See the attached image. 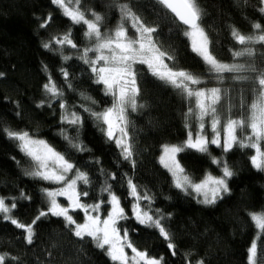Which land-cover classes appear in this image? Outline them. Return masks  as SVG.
Listing matches in <instances>:
<instances>
[{
    "label": "trees",
    "instance_id": "trees-1",
    "mask_svg": "<svg viewBox=\"0 0 264 264\" xmlns=\"http://www.w3.org/2000/svg\"><path fill=\"white\" fill-rule=\"evenodd\" d=\"M200 9V26L208 35L209 49L218 61L223 63L251 65L257 72L224 73L223 80H217L207 70L202 60L191 51L183 32L187 29L158 0H79L78 7L90 18L92 12L103 17L102 33L113 31L120 21L119 5L127 4L145 23L154 27V41L161 51H166L174 60H165L173 70H185L198 76L202 83L197 88H220L217 113L222 122L227 119H247L251 105L260 91L257 74L264 72V42L240 45L231 35L233 28L245 36L264 34V4L261 0H196ZM48 25H40L49 17ZM261 24V29L253 25ZM129 34L130 22H125ZM71 31V38L82 49L88 46L83 33L86 27L74 26L62 15V10L51 0H0V196L19 197L21 190L30 200L18 199L12 215L29 223L38 210L47 208L42 189L59 185L26 175L33 165L2 131L9 128L28 131L35 138L46 140L57 151L71 157L72 163L88 173L90 186L80 185L81 191L89 196L85 203H95L101 196L99 189L106 173H115L116 180H110L113 190L121 198L129 219L121 221V229H127L129 239L137 249L147 251L151 257H163V264H247V249L257 234L249 213L264 210V172L250 163L253 150L234 147L230 152L210 146L212 156L223 157L235 175L229 179L230 192L214 205L199 203L192 195L174 188L170 175L158 163L164 144H181L186 139L185 123L195 129L196 123L186 113L195 108L193 98H186L179 89L152 77L146 66L137 65L139 70L136 112H130L129 136L133 145L135 168L124 161L114 143L106 142L104 135L94 126L93 119L79 107L82 101L79 92H86L97 104L99 111L111 104V98L103 95L101 85L94 84L87 65L77 57V49L65 46L63 52L53 44L51 49L42 47L52 37H61ZM245 48L252 55L234 57L236 51ZM61 55L71 56L64 62ZM94 54H89L90 58ZM45 65L47 71H45ZM68 70L69 79L75 91L69 89L59 69ZM51 74L58 87L63 88V100L69 111L79 112L83 117L80 141L90 151L76 152L59 135L62 127L60 101L52 100L43 89ZM248 77L237 79L236 77ZM45 101L41 107L37 105ZM51 103V107H49ZM70 135H75L68 128ZM250 129H238L239 138L248 135ZM186 172L195 178H204L207 173L219 176V168L212 164L207 154L188 150L178 154ZM19 161V163H17ZM99 161V163H96ZM124 173L132 177L141 190L154 196L153 209H159L167 217L164 226L175 244V255L158 231L139 225L132 217V199L128 197L126 185L121 184ZM10 203V201H9ZM142 202V207H143ZM108 206H103L106 209ZM170 214V215H169ZM35 237L31 245L23 239L24 232L2 219L0 214V253L10 254L4 264H114L105 250L98 249L90 238L81 240L65 226L62 218L48 216L34 225ZM123 234V233H122ZM257 264H264V234L258 241Z\"/></svg>",
    "mask_w": 264,
    "mask_h": 264
},
{
    "label": "snow or ice",
    "instance_id": "snow-or-ice-1",
    "mask_svg": "<svg viewBox=\"0 0 264 264\" xmlns=\"http://www.w3.org/2000/svg\"><path fill=\"white\" fill-rule=\"evenodd\" d=\"M51 2L62 10V15L68 18L72 25L86 26L83 36L89 43L82 49L78 48L71 38L69 30L61 37H52L51 41L44 43L42 47L51 49L55 44L59 46L61 53L65 46L78 50L80 54L77 58L90 69L93 76L92 82L101 85L103 95L111 98L110 106L97 111L94 108L97 101L82 91L78 95L86 103H81L79 107L93 119L94 126L104 135L106 142L115 144L119 155L124 161L129 162L133 169L136 161L133 158V145L128 131V114L129 110L136 112L138 107H144L143 104L138 105L137 103L140 88L138 85L139 70L136 66L142 65L146 66L152 77L179 89L186 98L195 100V108L189 107L186 113V121L191 117L196 123L195 129L186 122V139L179 145H162L161 154L158 157L159 165L170 175L174 188L185 194L193 195L199 203L205 205L216 204L224 194L230 192L228 181L235 173L223 157L211 155L210 145L221 149L223 153L230 152L234 147L250 148L254 150V154L250 156L251 165L257 170L264 171V150L261 148V142L264 141V72L257 74L260 91L256 101L251 105V115L247 119L229 118L221 126L220 117L214 107L220 100V88L194 90L190 87L189 85H200L201 79L185 70H173L165 63V60L171 61L174 60V57L166 51H161L157 46L153 37L157 29L146 26L127 4L119 5L120 21L116 28L113 31L102 33L100 25L103 17L101 15L92 12L91 15L94 19H88L79 7L69 6L71 0L67 3L66 0H51ZM158 2L170 10L179 22L187 26L183 35L190 39L191 51L202 60L208 72L215 79L223 80L224 73L257 72L256 68L251 65L246 67L244 64L218 61L209 49L208 35L200 26L201 13L196 0H158ZM76 3L79 4V0H76ZM261 3L264 4V0H261ZM260 11L264 13V7ZM51 19L52 17L49 16L40 27H46ZM125 22H130L131 28L135 32L134 36H129ZM253 28L261 29V24H254ZM231 35L240 45L264 42V34L245 36L233 28ZM89 53H93L95 58H90ZM233 55L234 57L250 56L252 50L245 48L243 51L234 52ZM61 59L67 62L72 57L61 55ZM45 71H47L46 65ZM58 71L64 78L65 85L75 91L69 79L68 70L61 67ZM0 76H3V73H0ZM236 78L247 79L248 77L238 76ZM43 89L52 100L60 101L59 106L62 110L60 120L63 125L68 127H62L59 135L67 142L69 148L76 152L90 151L80 141L83 117L74 110L76 106H73L72 111L68 110L69 106L63 100V88L57 86L50 73ZM44 104L45 101L42 100L37 106L41 107ZM48 106L51 107V103ZM205 117H211V138L206 133ZM245 127L250 129L251 135L239 138L238 129L243 131ZM68 128L72 129L75 133L74 136L69 134ZM2 131L8 139L17 142L19 151L33 165L32 170L27 171L26 175L59 185L53 189H42L47 208L38 210V214L29 223L22 222L12 213L17 208L18 199L30 200L31 197H28L23 190L19 197L0 196L2 219L10 222L15 228L23 230V239L28 245L33 243L36 235L34 225L50 215L62 218L65 226L72 230L75 237L81 240L86 237L90 238L98 249L105 250L106 255L114 264H163V257H151L147 251L137 249L129 239L128 230L126 228L122 230L119 226L120 222L129 219V216L121 204L120 196L116 194L112 184L109 183L110 180H116L115 173H106L104 169H99V174L104 177L99 193L101 196L106 194V199L101 198L91 204L85 203L82 198L88 197L89 192L81 191L80 185L90 186L92 180L87 172L81 171L72 163L70 156L66 157L64 153L57 151L46 140L35 138L28 131L9 128H3ZM188 150L207 154L211 158L212 164L219 168L221 175L207 173L204 178L198 179L188 174L178 159V154ZM121 184L126 185L128 197L133 201L131 204L132 217L139 225L157 230L167 242V247L174 256L176 246L164 226L167 217L162 215L159 209L152 208L154 196L150 195L147 190L139 189L127 173L123 174ZM58 197H64L67 205L61 204ZM105 205L108 206V210L102 216L101 209ZM76 211L83 213V222H77L70 214ZM249 216L258 232L247 249V264H257L258 241L264 234V210H261L260 213L250 212ZM126 249H130L131 255ZM6 258L18 259L11 257L10 254L0 253V264H4ZM195 264H204V261L201 259Z\"/></svg>",
    "mask_w": 264,
    "mask_h": 264
},
{
    "label": "rangeland",
    "instance_id": "rangeland-1",
    "mask_svg": "<svg viewBox=\"0 0 264 264\" xmlns=\"http://www.w3.org/2000/svg\"><path fill=\"white\" fill-rule=\"evenodd\" d=\"M67 2H69V0H66V3ZM69 6L70 7H73V8H76V7H78V4L76 3V0H71V2L69 3ZM88 19H94V17L93 16H91L90 18H88ZM86 27V26H85ZM187 30V29H186ZM185 30V31H186ZM128 34H129V32H128ZM135 35V32H134V29H131V32H130V34H129V36H134ZM188 40H189V43H190V46H191V41H190V39L188 38ZM246 44H252V43H246ZM89 54H93V53H89ZM93 59L95 58V55H93V57H92ZM166 63V62H165ZM190 87H192L194 90H196V89H198L197 88V86L196 85H189ZM193 100H194V98H193ZM194 102H195V100H194ZM218 103V102H217ZM215 108H216V111H217V104L214 106ZM131 111L129 110V113H130ZM129 115V114H128ZM217 115H218V113H217ZM250 115H251V113H250ZM210 120H211V117H205V124H206V133H207V135L209 136V138H211V135H212V133H211V128H210ZM226 123V122H225ZM223 124H224V122H222L221 121V126H223ZM249 135H251V132L249 131V133H248V135H246V137L247 136H249ZM210 146H212V145H210ZM210 146H209V148H210ZM215 147V146H214ZM261 148H262V150H264V141H262L261 142ZM253 154H254V150H253ZM264 172V171H263ZM220 175H221V172H220ZM54 188H56V187H54ZM49 189H53V188H49ZM193 196V195H192ZM194 197V196H193ZM58 199V201L61 203V204H64L65 206L67 205V201H66V199L64 198V197H58L57 198ZM195 199H197V198H195ZM198 200V199H197ZM45 201H46V199H45ZM46 205H47V203H46ZM107 210H108V207L106 208V209H104L103 207H102V209H101V215L103 216L104 214H106V212H107ZM70 214H72L73 216H74V218L77 220V222H83V213L82 212H80V211H76V212H72V213H70ZM257 232H258V229H257ZM257 235V234H256ZM256 237V236H255ZM126 251L129 253V255H131V251H130V249H126Z\"/></svg>",
    "mask_w": 264,
    "mask_h": 264
},
{
    "label": "water",
    "instance_id": "water-1",
    "mask_svg": "<svg viewBox=\"0 0 264 264\" xmlns=\"http://www.w3.org/2000/svg\"><path fill=\"white\" fill-rule=\"evenodd\" d=\"M170 11V10H169ZM174 15V14H173ZM176 18V17H175ZM177 19V18H176ZM178 20V19H177ZM178 22H179V20H178ZM179 23H181V22H179ZM182 24V23H181ZM183 25V24H182ZM185 26V25H184ZM186 28H187V26H185Z\"/></svg>",
    "mask_w": 264,
    "mask_h": 264
}]
</instances>
